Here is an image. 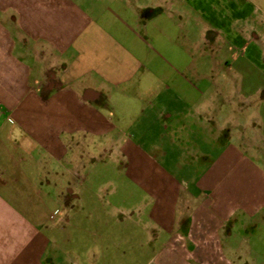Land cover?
<instances>
[{
	"label": "crops",
	"instance_id": "0c3cea01",
	"mask_svg": "<svg viewBox=\"0 0 264 264\" xmlns=\"http://www.w3.org/2000/svg\"><path fill=\"white\" fill-rule=\"evenodd\" d=\"M202 3L0 0V264H75L56 216L89 193L67 179L88 147L120 165L126 203L144 199L114 216L112 246H144L142 264H264V51L194 62L186 12Z\"/></svg>",
	"mask_w": 264,
	"mask_h": 264
},
{
	"label": "rangeland",
	"instance_id": "374dc122",
	"mask_svg": "<svg viewBox=\"0 0 264 264\" xmlns=\"http://www.w3.org/2000/svg\"><path fill=\"white\" fill-rule=\"evenodd\" d=\"M207 1L209 5L202 3L198 11L186 12L188 18L198 17V21L190 25L195 33L192 40L198 45L194 53L189 54L190 58L199 63H238L241 60L257 62L254 48L259 46L264 51V0ZM225 8L227 13L238 8L248 18L231 21L229 15L225 21L221 16L225 14ZM229 30L230 37L225 38ZM233 73L235 76V70ZM78 154V164L70 166L67 179L78 191L81 190L79 182L84 180L89 193L75 201L69 202L67 199L68 204L61 206L56 216L58 226L55 231L59 240L58 247L61 248L57 253L60 256L66 254L69 257L67 260L75 264H142L147 256L144 246H112L109 240L114 237V232L118 234L113 229L114 216L122 219L124 215L120 214L121 210H132L135 204L142 205L143 197L138 194L129 204L126 203L120 197V191L125 189L118 171L120 165L113 167L108 158L98 161L102 154L91 147ZM59 182L60 178L54 184ZM57 186L61 187V184ZM115 190L117 193L113 194ZM136 217L139 218L138 215ZM133 232L138 240L144 239L140 232Z\"/></svg>",
	"mask_w": 264,
	"mask_h": 264
},
{
	"label": "clouds",
	"instance_id": "9594fccd",
	"mask_svg": "<svg viewBox=\"0 0 264 264\" xmlns=\"http://www.w3.org/2000/svg\"><path fill=\"white\" fill-rule=\"evenodd\" d=\"M97 250H99V246L97 245Z\"/></svg>",
	"mask_w": 264,
	"mask_h": 264
}]
</instances>
